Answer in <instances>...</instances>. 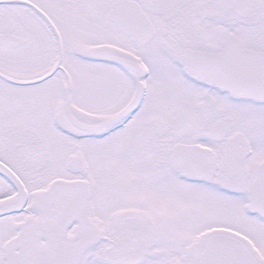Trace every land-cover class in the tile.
Segmentation results:
<instances>
[{
  "label": "snow or ice",
  "instance_id": "1",
  "mask_svg": "<svg viewBox=\"0 0 264 264\" xmlns=\"http://www.w3.org/2000/svg\"><path fill=\"white\" fill-rule=\"evenodd\" d=\"M0 264H264V0H0Z\"/></svg>",
  "mask_w": 264,
  "mask_h": 264
}]
</instances>
